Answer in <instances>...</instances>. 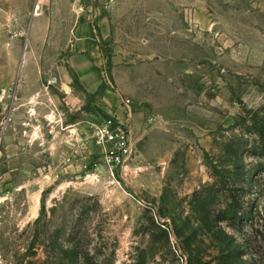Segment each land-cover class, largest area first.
Returning a JSON list of instances; mask_svg holds the SVG:
<instances>
[{
    "label": "rangeland",
    "instance_id": "374dc122",
    "mask_svg": "<svg viewBox=\"0 0 264 264\" xmlns=\"http://www.w3.org/2000/svg\"><path fill=\"white\" fill-rule=\"evenodd\" d=\"M53 1L0 0V264H264V0H115L108 103L67 63L76 0L24 65ZM111 117L137 146L113 172Z\"/></svg>",
    "mask_w": 264,
    "mask_h": 264
},
{
    "label": "crops",
    "instance_id": "0c3cea01",
    "mask_svg": "<svg viewBox=\"0 0 264 264\" xmlns=\"http://www.w3.org/2000/svg\"><path fill=\"white\" fill-rule=\"evenodd\" d=\"M61 1H53V9L50 14L41 13L34 18L29 32V45L24 56V65L30 60L31 55H37L38 46L46 40L49 31L52 33V39H54L55 29L59 27L56 9L60 7ZM79 1H75L76 17L68 30L67 49L64 51L68 56L67 63L73 71L77 83L82 88V93L96 95L100 97L101 102L108 103L109 99L113 100V97H111V92L103 87L101 69L106 62L107 46L105 44L111 35L110 20L106 14L97 19L98 28L97 35H95L91 24L92 11L86 9L82 12L77 7ZM16 47L15 44L13 48ZM71 100L81 102L83 98L74 94ZM71 126L75 127L77 123H72Z\"/></svg>",
    "mask_w": 264,
    "mask_h": 264
},
{
    "label": "built area",
    "instance_id": "2783aa9c",
    "mask_svg": "<svg viewBox=\"0 0 264 264\" xmlns=\"http://www.w3.org/2000/svg\"><path fill=\"white\" fill-rule=\"evenodd\" d=\"M114 3L115 0H80L77 7L82 12L86 9L92 11L91 24L95 35H97L96 20L107 14ZM101 76L103 83L113 87L107 75L106 62L102 66ZM121 104L130 108L129 100L122 99ZM90 134L94 146L98 149L100 163L110 171L127 169L136 157L137 146L129 123L121 122L113 117L107 118L95 122L91 127Z\"/></svg>",
    "mask_w": 264,
    "mask_h": 264
}]
</instances>
